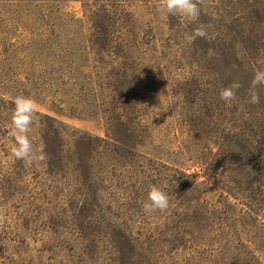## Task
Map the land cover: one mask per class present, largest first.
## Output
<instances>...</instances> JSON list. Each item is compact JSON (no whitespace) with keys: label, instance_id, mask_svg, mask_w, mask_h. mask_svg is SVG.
<instances>
[{"label":"rangeland","instance_id":"1","mask_svg":"<svg viewBox=\"0 0 264 264\" xmlns=\"http://www.w3.org/2000/svg\"><path fill=\"white\" fill-rule=\"evenodd\" d=\"M200 7L0 0V264H264V0ZM19 95L31 166L9 158ZM152 186L167 211L142 210Z\"/></svg>","mask_w":264,"mask_h":264},{"label":"clouds","instance_id":"2","mask_svg":"<svg viewBox=\"0 0 264 264\" xmlns=\"http://www.w3.org/2000/svg\"><path fill=\"white\" fill-rule=\"evenodd\" d=\"M202 4L203 0H160L161 10L165 15H179L190 22L199 21ZM209 27L211 24H199L190 36V41L205 38ZM258 86H264V70H257L250 82L251 91L248 103L255 105L260 102L259 94L255 91ZM241 87L242 84L239 81L231 82L220 90V100L230 105L237 98V90ZM13 103L14 109L10 119L9 134L14 138V144L9 158L13 161H23L26 166H31L34 162H44L47 159L46 145L41 140L38 146H34L29 135L34 123L39 120V105L34 99L23 95L16 96ZM169 207L168 195L162 189L152 186L147 193L142 210L146 214L157 211L163 213Z\"/></svg>","mask_w":264,"mask_h":264},{"label":"trees","instance_id":"3","mask_svg":"<svg viewBox=\"0 0 264 264\" xmlns=\"http://www.w3.org/2000/svg\"><path fill=\"white\" fill-rule=\"evenodd\" d=\"M1 109H2V107L0 108V114H3V112H5V110L4 111H1ZM2 136V135H1ZM2 139H5L4 137H2Z\"/></svg>","mask_w":264,"mask_h":264}]
</instances>
